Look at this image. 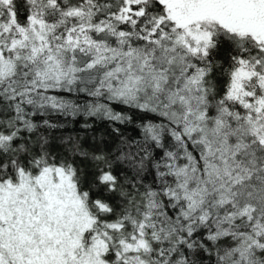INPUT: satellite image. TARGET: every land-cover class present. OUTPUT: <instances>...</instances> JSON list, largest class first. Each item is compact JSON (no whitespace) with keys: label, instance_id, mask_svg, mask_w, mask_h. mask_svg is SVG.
Masks as SVG:
<instances>
[{"label":"snow or ice","instance_id":"obj_1","mask_svg":"<svg viewBox=\"0 0 264 264\" xmlns=\"http://www.w3.org/2000/svg\"><path fill=\"white\" fill-rule=\"evenodd\" d=\"M0 264H264V0H0Z\"/></svg>","mask_w":264,"mask_h":264}]
</instances>
